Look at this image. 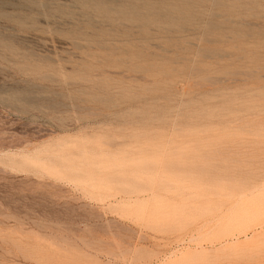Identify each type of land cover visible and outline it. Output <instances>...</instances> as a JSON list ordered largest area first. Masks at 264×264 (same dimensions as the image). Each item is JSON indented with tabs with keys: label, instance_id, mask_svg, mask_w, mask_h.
<instances>
[{
	"label": "rangeland",
	"instance_id": "obj_1",
	"mask_svg": "<svg viewBox=\"0 0 264 264\" xmlns=\"http://www.w3.org/2000/svg\"><path fill=\"white\" fill-rule=\"evenodd\" d=\"M0 264H264V0H0Z\"/></svg>",
	"mask_w": 264,
	"mask_h": 264
}]
</instances>
